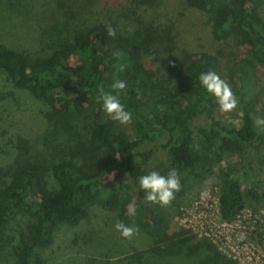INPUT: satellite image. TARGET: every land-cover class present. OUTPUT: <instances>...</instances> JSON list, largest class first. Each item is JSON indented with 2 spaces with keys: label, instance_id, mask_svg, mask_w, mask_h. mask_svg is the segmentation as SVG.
<instances>
[{
  "label": "trees",
  "instance_id": "trees-1",
  "mask_svg": "<svg viewBox=\"0 0 264 264\" xmlns=\"http://www.w3.org/2000/svg\"><path fill=\"white\" fill-rule=\"evenodd\" d=\"M165 0H131L132 3L158 8ZM193 8L207 13L212 34L217 40L233 38L250 49L264 63V0H186ZM145 39L129 34L118 26L97 22L89 28L53 44L45 54L30 57L0 41V73L20 90L29 91L47 103L60 120L72 121L83 116L95 119L90 141L94 148H107L109 159L90 170L72 161L53 166L58 182L54 190L46 188L43 173L32 167H0V264L8 245L5 224L24 207L37 220L35 243L50 246L56 227L65 223L76 226L82 211L99 204L115 212L119 222L136 221L151 234L171 227L170 205H147L138 177L148 174V164L159 151L168 154L164 169L176 168L181 177L180 201L196 183L208 180L216 172L221 181L219 211L224 220L234 219L248 204L264 201V123L256 115L260 110L255 67L242 59L231 70L230 81L238 99L240 117L225 122L219 115L216 98L202 86L201 73L215 71L222 50L216 53L184 50L171 54L159 36L155 21L141 20ZM115 29L109 36L107 27ZM167 57L168 73L159 75L156 63ZM222 79L226 80L222 75ZM125 81L120 92L115 81ZM238 80H241L238 84ZM118 94L132 112L131 131L111 119L97 102V86ZM240 85V86H239ZM200 116L208 121L198 127L203 146H197L193 122ZM166 141L159 143V138ZM153 144L151 147H143ZM235 161H222L225 157ZM251 172L253 174L251 175ZM250 174V175H249ZM241 177L248 184L242 186ZM135 203L136 215L128 213ZM124 238V237H123ZM24 255L27 246L23 243ZM174 253V252H173ZM178 254V253H176Z\"/></svg>",
  "mask_w": 264,
  "mask_h": 264
},
{
  "label": "rangeland",
  "instance_id": "rangeland-1",
  "mask_svg": "<svg viewBox=\"0 0 264 264\" xmlns=\"http://www.w3.org/2000/svg\"><path fill=\"white\" fill-rule=\"evenodd\" d=\"M141 20L147 24L156 22V35L166 46L167 36L172 38L171 54L222 50L217 69L232 91V68L242 59L251 60L258 81L259 108L264 111V63L233 38L217 40L209 15L191 7L186 0H165L158 8L139 6L131 0H0V41L35 57L51 50L57 41L72 38L94 23L105 22L136 34L141 42L145 39ZM156 69L159 75L168 73L166 56L156 63ZM218 115L225 122L237 121L238 104L231 112L219 110ZM256 118L259 124L264 123V113H258ZM207 121L200 116L193 122L197 146L204 144L197 129ZM95 123L90 116L72 121L58 119L47 103L29 91L15 88L0 73V167H32L43 173L46 188L54 190L59 185L52 170L56 163L72 161L94 170L109 159L110 150L91 144ZM122 126L131 131L129 124ZM166 139L159 138L158 142ZM168 159L167 152L156 153L148 164L149 173L158 171L164 175ZM229 160L236 158L226 156L222 161ZM218 167L212 177L196 183L183 199L172 200L171 227L158 234L145 231L134 221L138 234L125 239L114 227L119 222L118 215L96 204L82 211L78 225L59 224L53 243L43 247L35 243L37 220L24 207L5 224L8 245L2 264H244L224 251L225 239L220 241L216 234L224 230L233 242L243 229L248 239L264 248V201L248 202L242 216L231 220L233 226H224L218 211ZM260 175L264 181V166ZM241 182L243 187L248 184L245 177H241ZM24 242L27 257L22 261Z\"/></svg>",
  "mask_w": 264,
  "mask_h": 264
},
{
  "label": "clouds",
  "instance_id": "clouds-1",
  "mask_svg": "<svg viewBox=\"0 0 264 264\" xmlns=\"http://www.w3.org/2000/svg\"><path fill=\"white\" fill-rule=\"evenodd\" d=\"M107 32L109 36H115L116 34L111 25L107 27ZM199 79L206 91L216 98L221 111L231 112L237 107L238 99L231 86L215 71L201 73ZM126 87L127 83L120 80L115 81L112 85L113 89L120 92L125 90ZM97 91V102L102 103L104 112L111 119L121 125H127L132 120V112L126 109L118 94L105 91L102 85L97 86ZM138 182L140 188L145 192L144 203L149 206L152 204L167 206L175 199V194L181 190V177L176 168H170L167 174L164 175L158 171H151L138 177ZM136 211L135 203L129 204V215L135 216ZM114 227L125 239H132L139 231L137 226L127 225L122 221L117 222Z\"/></svg>",
  "mask_w": 264,
  "mask_h": 264
},
{
  "label": "built area",
  "instance_id": "built-area-1",
  "mask_svg": "<svg viewBox=\"0 0 264 264\" xmlns=\"http://www.w3.org/2000/svg\"><path fill=\"white\" fill-rule=\"evenodd\" d=\"M245 210L246 207L234 219H238L239 217H241L242 213ZM223 225L227 227L233 226L231 220H224ZM238 225L241 228V225ZM216 236L220 238V241L225 239L224 251L229 256L239 260L240 262H243L244 264H264V248L258 247L252 240L248 239L243 229L241 231H238V233L236 234V238L233 242H230L229 238L225 236L224 230H219Z\"/></svg>",
  "mask_w": 264,
  "mask_h": 264
}]
</instances>
